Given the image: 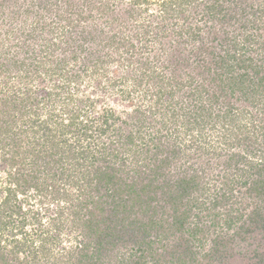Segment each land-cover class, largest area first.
<instances>
[{
    "label": "trees",
    "instance_id": "16d2710c",
    "mask_svg": "<svg viewBox=\"0 0 264 264\" xmlns=\"http://www.w3.org/2000/svg\"><path fill=\"white\" fill-rule=\"evenodd\" d=\"M135 1L140 2L141 0ZM188 1L164 0L163 3L164 6L167 5L165 2L172 3L170 7L172 11V7H175L176 4H180L179 6L182 8ZM196 1L206 4L205 17L209 19L220 17L222 18L220 21L224 22L228 18V13L225 12L222 5L223 1H221V5H219L218 0ZM261 11L264 16V6ZM147 28V31L144 29L143 32L144 38H148V35L152 34L150 27L147 26ZM182 32L188 34L189 40L185 44L190 45L192 42L198 41L202 28L193 29V27H188ZM155 37L159 38L158 35ZM215 39L211 40L215 41ZM213 52L209 47L202 44L194 52L192 59L203 62L204 58ZM245 52L244 49L236 47L232 51H226L222 56H213L215 61L210 60V63L208 62L207 66L203 67L204 79L208 80L210 73L209 78H213V83L218 84L211 94H209L205 83L201 86H194V75L189 74L187 80H183L181 79L182 76L175 72L166 74L165 70L167 69L163 67V64L161 66L164 68V72H158L156 67L159 66V62H155L153 65L147 58V63H144L146 67L142 68L140 73L143 81L142 86L147 81L148 86L154 84L155 88L151 92L150 98L155 99V102L148 108L150 115L145 114L147 111L142 112L139 110L134 120L127 121L125 119L120 120V116L115 114L116 110H106V116H100L94 120L98 121V128L92 120H85V115L82 112L81 104H84V102H88L90 107H94L95 103L92 99L78 98L75 102L76 108L65 115L66 120L64 121V115L62 116L60 111L57 112L53 106L54 103H49L50 99L55 96L51 91L36 95V92H39L40 89L38 90V88L32 86L28 88L25 97H22L23 94H18V97L10 98L7 96V98H4L3 103L0 104V156L2 161L10 163L14 173L10 172L11 181L9 182L11 184L9 186H6V188L3 187V184L0 186L5 191L0 192V196L3 197L0 204L2 213L0 231H2V234L4 235L8 231L11 232V242L18 245L17 249L20 252H26L30 249V241L32 240L31 234L25 232V229L30 225L39 227V231L36 233L41 238L38 242L40 246L35 247L37 248L36 252L41 250V253L47 249L44 246L45 242L51 239H59L58 236H51L50 229L43 224L45 216L47 214L51 215L50 212H53V217L49 218L50 228L62 232L65 228L70 227L72 231L82 234L83 238L87 240V242L84 239L76 242L80 245L79 264H84L90 258L96 261L103 259L109 238L113 240L112 245L114 246L123 245L126 247L127 243L131 241L135 243L134 247L138 246L136 252L142 253V255L138 261H134V264H158L159 261H164L165 264H176L175 260H177V264H188V262H194L196 257L195 252L191 250L189 245L200 242V235H204L205 231L207 232L199 226L205 217L202 216V213L208 211L211 217L214 215V224L208 227L209 230L217 224L220 225L222 220L216 221L215 219L220 218L222 214H216V211L223 204L224 199L226 201L233 200L235 189L238 186V189H246L247 193H250L253 202L252 207L247 205L244 208L249 210L247 211L249 215L246 216L244 224H241L237 234L239 238L235 241L238 248L235 255L245 257L247 253L244 249L247 244L254 241L255 235L259 237L264 232V66L253 63V59L245 57ZM46 57L42 56L34 63V70H29L30 68L27 67L26 63L18 61L19 68L24 67L25 69L19 80L24 82L25 79L35 77L44 83L46 81L54 82L55 78L61 77L64 82L58 84L57 90L61 86L64 87V83H71L76 75L73 77L68 73H63L61 71L62 62L56 63L57 65L54 62L53 66V64H50L52 58ZM46 59L48 60L46 61ZM249 69H252L251 74L248 71ZM188 85L192 87L185 89ZM180 97L185 99L187 97L192 107L186 101L181 100ZM238 100H244L248 103L251 101L250 105L252 107L260 104L261 114H252V110L247 108L249 105L244 109H240L237 103ZM153 108L156 111L153 112ZM40 109H46V114ZM40 112L44 116L40 115ZM148 116L151 119L157 118V124L159 125L163 122L168 133L164 134V130L144 131L143 122L145 117L148 118ZM111 118L120 121L121 125H125L122 129L119 128L122 131V137L126 136V142L121 147L125 152L124 156H120L119 148L109 151L110 148L105 144L103 149L100 148L96 151L95 147L99 144L100 135H104L110 129L119 126L117 123L112 124L110 122ZM181 119H185L183 123H180L182 122ZM204 119L208 120L205 122ZM168 125H174L173 129L169 128ZM208 125L211 126V139H216L220 147H211L214 144L205 141L208 145L203 146L202 150L207 154L213 153L214 155L219 151L222 154L225 152L227 155L224 162L226 170L235 168L236 171V176H224V184L221 185L228 192H224L225 194L220 192L219 195L215 196L214 214L211 212V206L206 207L210 192H201L202 201L196 197L184 204L185 199L191 197L193 192L201 186L198 175L192 176L190 180L181 178L178 183H169L171 179L167 178V174L162 171L161 175L159 172L156 173L150 183H145L144 169L142 168V171H140L141 169L138 166L140 161L143 160L141 159V156L144 155L142 154L144 152L143 146L147 147L146 154H149L150 149L155 150L156 148L158 151L153 152L155 153L154 157L149 159L148 162L154 159L153 161L160 163L156 166L167 165L171 163L175 155L183 151L176 142L177 144H174V146H169L170 156L162 158L164 153L162 141L166 143L172 140V130L174 133L178 132L177 134H179V129L183 126L187 130V136L192 137L194 131L202 132ZM62 128L69 129L72 139L68 138V134L63 133ZM57 129H62L63 135L61 133L62 137L60 138L57 137ZM136 139L139 140L135 142ZM199 142L200 140L195 139L194 144ZM75 149L78 150V153ZM254 152L258 155L255 158L252 157ZM42 160L45 161V164L48 160V164L55 163L57 166L62 164V160H69V164L67 163L69 167L76 165V168L71 169V174L81 173V177L79 180L70 181L69 186L67 185L68 188L63 189L61 184L63 180L61 179L64 178H62L61 173L64 177V168H59L61 173L58 171L53 172V166L43 177L38 178L37 175L35 176L32 168L38 173V167L36 166H38V161ZM82 160L83 162L80 163ZM114 160L119 163L120 171L129 174L131 170V174L128 175V177L131 176V182L128 183L125 178H118L119 171L114 168L116 164L112 165ZM244 160L250 163L248 170H243L241 167V164L245 162ZM143 165L150 166L147 162ZM159 176H162L167 182V184L161 186V190L166 192L168 197L165 206L166 211L163 213L162 218L157 220V218L144 216L130 219V215L126 213L130 209L129 199L126 198L125 203H123L118 197L125 193L133 199L143 201V195L148 192L157 195L160 188L156 185L153 187V182L156 179L158 181L162 179ZM68 177L71 176L68 174ZM120 181L123 182L126 192L120 189ZM71 182L74 185L73 188L70 187ZM208 184L210 185V183ZM209 185L206 184L207 187L204 186L203 189L206 191L210 188ZM102 188L107 190L108 200L106 202H104L103 197L98 196ZM20 196L23 198L20 199ZM33 200L39 202L38 205H43L44 209L41 208L43 211L40 212L34 209ZM168 204L171 205V210H168ZM183 206L186 208L181 210V207L184 208ZM195 209L198 210L196 214H194ZM133 212L135 211L132 210L131 215ZM121 214L122 218H119ZM191 217H194L196 223L187 226ZM228 217L225 218V224L223 225L231 227L238 222L241 214L233 213L229 220ZM147 218L148 220H146ZM165 224L168 226L164 227ZM129 225H135L136 229L143 230L144 233L132 234L131 232L127 234L125 230ZM154 225L156 226L155 237L150 240L149 228L152 229ZM17 234L22 236V240H18ZM170 234L172 237L179 234L177 240H175L177 241L175 245L168 244L167 239ZM70 237H72V234H69ZM215 242L216 248L219 250L220 236L215 239ZM187 245L188 248H186ZM88 247L94 249L92 254L88 251ZM250 251L254 252L251 256L252 259L260 258L258 264H264V250L262 252L260 249ZM122 257H118L119 261L121 260L120 263L124 262L125 256ZM127 257L131 261L130 256ZM149 257H152L154 262L147 261ZM69 263L72 264L71 259ZM96 263L98 262L94 264Z\"/></svg>",
    "mask_w": 264,
    "mask_h": 264
},
{
    "label": "rangeland",
    "instance_id": "374dc122",
    "mask_svg": "<svg viewBox=\"0 0 264 264\" xmlns=\"http://www.w3.org/2000/svg\"><path fill=\"white\" fill-rule=\"evenodd\" d=\"M163 1L0 0V104L3 103L4 98H7V96L14 98V96L18 97V94H23L22 97H25L28 88L34 86L38 90L40 89L39 92H36V95L50 91L55 95L50 99L49 103H54V108H56L57 112L60 111L62 116L64 115L63 119L65 121V115L70 113L73 108H76V100L80 97L88 98L94 100V107L92 108L90 103L84 102V104H81L82 112L85 115V120H92L98 128V121L94 120L100 116H106V110H116V113H112L119 115L120 120L125 119L127 121L134 120L139 110L142 112L147 111L145 114L150 115L148 108L155 102V99H150L151 92L155 88L154 84L148 86L147 81L142 86L143 81L140 73L142 68L146 67L144 63H147L148 59L153 65L155 62L160 63L156 67L158 72H164V68H166V74L175 72L181 75L183 80H187L189 74L194 75V86H201L205 83L209 94L213 93L212 91L216 89L218 84L213 83V78H209L210 73L208 80L204 79L203 67L207 66L210 60L215 61L213 56H222L226 51H232L238 47V49L246 51L245 57L253 59V63L264 66V16L261 11L264 6V0H218L220 2L219 5L223 1L224 10L228 13V18L225 22L220 21L222 19L220 17L212 19L205 17L206 4L204 2L189 0L182 8L179 6L180 4H176L171 11L172 3L165 2L167 5L164 6ZM147 26L150 27L152 34L149 32L151 35H148L146 39L143 37V32L144 29L147 31ZM188 27H193V29L202 28L198 41L192 42L190 45L185 44L189 40L188 34L182 32ZM156 35L159 38L155 37ZM213 38H216L215 41L211 40ZM54 44L56 45L55 47ZM202 44L214 51V54L211 53L208 55L209 57L206 56L203 62L192 59L194 52ZM42 56L52 58L50 64H53V66L54 62L55 65L62 62L61 71L73 77L76 75V77L72 79L71 83H64L65 88L61 86L59 90L56 87L64 82L61 77L55 78L54 82L46 81L43 83L35 77L21 82L19 78L25 69L24 67L19 68L18 61L26 63L27 67L30 68L29 70H34V63ZM162 64L164 68L161 66ZM248 71L250 74L252 73V69ZM191 87V85H188L185 89ZM180 99L190 105L187 97L186 99L180 97ZM250 102L237 101L240 109H244V107L249 105L247 108L252 110V114H261L260 104L252 107ZM40 111L46 114V109H40ZM152 111L154 112L156 109L153 108ZM39 114L44 116L41 112ZM184 120L181 119L182 122L180 123H183ZM207 120L204 119L205 122ZM110 122L112 124L117 123L119 126L110 129L104 135H100L99 144L95 147L96 151L100 148L103 149L105 144L110 148L109 151L119 148L120 156H124L125 152L121 147L126 142V136L122 137L121 129L125 125H121L120 121H115L113 118H111ZM157 123V118L145 117L143 122L144 131L156 132L157 130H164V134H167L168 131L165 130L167 128L164 127L163 122L160 125ZM173 126L168 125L171 129H173ZM120 127L121 129H119ZM62 129L63 133L68 134V138L72 139L69 129ZM210 129L211 126L208 125L202 132L194 131L192 137L187 136V130L183 126L180 127L179 134H177L178 132H175V134L172 130V140L166 143L162 141V145L164 144L162 158L170 156L169 146H174L177 143L183 150L182 153L175 155L170 164L159 167L156 164L160 163L153 161L154 159L148 162L149 159L154 157L155 153L153 152L157 151V149H150L148 151L149 154H146L147 147L143 146L144 152L142 154L144 155L140 152L143 160L140 161L138 166L141 169L140 171H142V168L144 169L145 183H150L153 177L156 176L155 174L159 172L161 175L162 171L167 174V178L171 179L169 183H178L181 178L190 180L192 176L198 175L201 186L197 191L193 192L191 197L185 199L184 204L196 197L202 201L201 192H210L206 207L211 206V212L214 214L213 203L215 196L219 195L220 192H223V194L228 192L221 185L224 184V176H236V171L235 168L226 170L224 162L227 155L225 152L222 154L219 151L214 155L213 153L207 154V152L202 150L203 146L208 145L207 142L214 144L211 147H220L216 139H211ZM61 130L57 129V137L59 136V138L62 137ZM194 138L200 140L201 143L194 144ZM138 140L136 139L135 142ZM205 141L207 142L205 143ZM75 151L78 153L77 149ZM140 151L142 150L140 149ZM257 156L254 152L252 157L255 158ZM69 160H62V164L58 165L59 167L55 163L48 164V160L46 162L47 166L45 161H38V166H36L38 167V173L31 168L38 178L43 177L53 166V172L58 171L61 173L59 168H64L65 176L63 177L61 173L64 179H61L63 182L61 183L60 181V183L65 189L68 188L67 185L70 181L79 180L81 177V173L71 174V169L73 167L76 168V165L69 167ZM246 161L241 164L243 170L250 168V163ZM82 162L83 160L80 161V163ZM145 162L149 163L150 166L143 165ZM114 164H116L114 168L119 171L118 178H125L128 183L131 182V176L128 177L131 174V170L129 174H126L124 171L119 170V163H116L115 160L112 162V165ZM13 170L10 163L2 161L0 156V186L3 184V187L6 188V186L11 184L9 182L11 181L10 172L14 173ZM68 174L71 176L70 178ZM159 177L162 179L159 181L156 179L153 182V187L156 185L160 188V192H157V195L153 192H148L143 195V201L133 199L125 193L121 195L122 198L121 196L118 197L123 203H125L126 198L129 199L130 209L126 213L130 215V219L144 216L157 218V220L162 218L163 213L166 211L165 206L168 197L166 192L161 190V186L167 184V182L162 176ZM120 183V189L126 192L123 182L120 181ZM206 184L210 188L205 191L203 187H207ZM73 186L72 183L70 187L73 188ZM238 188L237 186L235 189L233 200L226 201L224 199L223 204L216 211V214H222L220 218L215 219L216 221L222 220L220 225L217 224L213 229L209 230L208 227L214 224V215L211 217L208 211L202 213V216L205 217L199 226L207 230V232L205 231L204 235H200V242H194L189 245L191 250L195 252L196 257L194 262H188V264H258L260 262V258L252 259L251 256L254 252L250 250L260 249L261 252L264 250V232L259 237L255 235L254 241L247 244L244 249L247 253L245 257L235 255V252L238 251L235 245L236 239L239 238L237 234L241 224H244L246 216L249 215V213L247 214L249 210L244 208L247 205L252 207L253 204L250 193H247L246 189L240 190ZM0 190V192H5L1 187ZM98 196L103 197L104 202H106L108 200L106 188H102ZM2 198L0 196V204L2 203ZM21 198L23 197L20 196ZM38 203L33 200L34 209L41 212L43 211L41 208L44 209V207L43 205H38ZM167 208L171 210V205L168 204ZM185 208L182 209L181 207V210ZM132 210L135 212L131 215ZM136 212L138 213L136 214ZM50 213L51 215L47 214L48 217L45 216L43 224L50 229L51 236H58L59 239H51L45 242L44 246L47 249L44 248L46 250L41 253V250L36 252L37 248L35 246H40L38 242L41 240L36 233L39 231V227L30 225L25 229V232L31 234V247L26 252H20L17 249L18 245L11 242V232H5L3 235L2 231H0V264H70V259L72 264H79L80 245L76 242L83 239L87 242V240L83 238L82 234L72 231L70 227L65 228L62 232L50 228L49 218L54 215L53 212ZM196 213H198L197 209L194 210V214ZM233 213L241 214L238 222L231 227L223 225L228 214H230L229 220ZM1 215L0 211V217ZM119 218H122V214ZM193 223L196 222L194 217H191L187 226H191ZM167 226V224L164 225V227ZM135 229V225H129L125 232L127 234L131 232L132 234L144 233L143 230ZM149 229L151 236L149 237L152 240L155 237L156 226L154 225L152 229ZM69 234H72V237L69 238ZM177 236L179 234L173 237L170 234L167 239L168 244L175 245ZM218 236H220L221 240L219 250L216 248L215 242ZM76 237L77 239H75ZM17 238L22 240L20 234H17ZM112 242L113 240L109 238L103 259L96 261L90 258L84 264H94L95 262H98L96 264H134V261H138L141 258L142 253L136 252L138 246L134 247L135 243L133 241L127 243L126 247L123 245L114 246ZM88 248V251L92 254L94 249ZM186 248H188V245ZM32 250L35 251L31 252ZM119 256H123L122 258L125 256L123 263H120ZM127 256H130L132 262ZM152 259V257H149L147 261L154 262ZM175 261L177 264V260ZM158 264L165 263L164 261H159Z\"/></svg>",
    "mask_w": 264,
    "mask_h": 264
}]
</instances>
